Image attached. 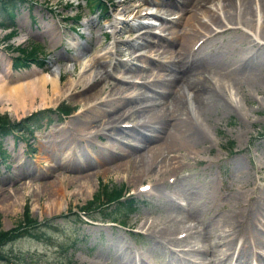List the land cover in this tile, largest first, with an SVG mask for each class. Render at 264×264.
Segmentation results:
<instances>
[{
	"label": "rangeland",
	"instance_id": "obj_1",
	"mask_svg": "<svg viewBox=\"0 0 264 264\" xmlns=\"http://www.w3.org/2000/svg\"><path fill=\"white\" fill-rule=\"evenodd\" d=\"M159 1L113 0L107 14L103 15L84 0H0V3L5 2L7 7L11 8V11H7L11 20L6 18L3 10H0V20L4 23L0 26V71L6 75V81L9 83L19 81L30 75L31 72L28 71L31 68H36L43 72L54 71L56 76L58 75L57 81L62 89L66 80L72 78L73 81H76L83 74L85 78L89 77V82L95 80L93 91L96 95L93 102L88 104L81 98V94L85 91L83 88L86 83L88 84L86 82L77 85L74 94L64 93L55 102L33 105V107L22 111V114L20 112L15 114L0 104V112H4L10 121H18L19 117L30 111L50 109L60 101L72 107L71 112L62 119L53 112L49 115L50 122L48 124L41 120L38 129L31 135H26V142L18 136L19 131L16 130L11 129L0 135V150H2V160H0V229L13 228L24 209L29 211L30 216L38 220L48 219L45 225H41L42 227L48 225L42 233L45 239H37L24 233L2 244L0 246V264H120L126 258L125 254L133 256L135 261L140 258L147 264H164L165 255L161 250L154 248L153 242L156 240L151 238L152 232L145 225L140 226L142 220L147 219V223L151 222L154 223L152 226H156L157 219L163 215L169 213L171 216L172 213H175L174 215L182 217L181 212H183L187 215L184 217L187 223H193L197 227L199 221L201 226L198 227L202 229L203 222L205 223L211 214L232 206V203L230 206L228 202L220 201L224 200L229 193L236 194V198L243 200L248 198L252 204H260L261 198L264 197V55L258 60L247 61L253 70L250 76L252 79L257 77L258 84L251 85L250 83L249 85L243 82L231 84L228 78L224 77L226 75L219 74L218 78L225 79H223L225 84L223 80L221 81L227 87L225 88L226 93L230 98L225 97L223 100L227 104L224 109L220 105L215 110L210 108L207 116L200 114L201 118L202 116L205 118L203 119L206 125L204 122L203 125L201 121L200 124L208 130L205 129L206 135L202 136L203 144L194 149L195 152L186 149L172 152L167 148H162L160 151L162 145L156 146V143L161 141L159 137L139 144L143 134L147 136L152 133L151 130H144L140 125L123 128L129 129L130 132L122 130L121 128L125 127L120 126L122 121H129L135 125V122H140L142 119L143 115L131 112L140 104L139 101L136 103L132 100L125 102L116 110L115 114L124 109L123 116L121 115L116 121L119 128H113L112 132H107V129L110 130V126L105 124V128H102L99 120L95 121V119L93 122L91 121L88 128H85L86 130L71 132V142L67 145L63 146L59 142L58 128L66 125L71 126L74 117L82 113L87 106L95 104L94 102L104 103L109 101L108 98L112 96L115 98L126 94L133 95L142 90V92L151 90V86H141V83L152 82L156 79V77L154 78L156 69L152 66L160 62L157 57L163 59L166 56L162 55H167V52L164 54V52L153 50V47H156L155 40L159 39V36L164 38L163 36L167 35V29L160 30V28L163 23L170 22V18L176 15L172 14L170 9L166 10L168 4L164 0ZM146 4H152L156 13L161 16L157 19L149 16L133 19L135 10L144 9ZM222 4L221 0H211L210 3L206 2L204 5L198 4L195 11L199 10V15L198 12H195L193 18L188 17L189 21L197 17L207 21V15L201 10L203 8H210L209 10L214 12L220 10L217 13L223 14L221 8L224 4ZM256 10L258 16L255 13L252 21L254 26H257L255 28H258L264 22V15H259L258 9ZM165 11L170 13L164 16ZM74 12H79V20L75 19ZM188 12L189 10L185 11L183 16ZM239 14L236 15L237 18L242 13ZM118 16L126 21L123 24L117 23L115 26V18ZM259 17H262L263 20H261L262 18L258 20ZM185 18L181 17L178 22H173V26L179 27ZM255 18L259 22H263L259 23L254 20ZM137 20H150L155 24H146L144 30L147 29L149 33L139 37L141 33L134 30L140 26L132 24ZM8 21L14 30L9 36L6 35V32L10 27H3L8 24ZM237 26L242 29L234 30L233 28ZM254 26L248 27L233 22L215 27L214 30L223 29V31L209 36L205 41L199 43L198 47L194 46L196 43L194 41L192 51L195 53L191 52L186 64L191 70H194L196 62L198 63L201 57L208 55L212 50L218 59L216 68L211 65L212 70L218 68L223 69L221 71L227 70L225 74L229 73L228 71L232 73L233 65L227 62L236 57L242 49L241 45L244 44V42H236L232 39L235 38L239 30H246L251 35L255 28H248ZM225 27H229V30H224ZM263 27L264 25L260 28ZM18 37L22 39L18 40L20 39ZM112 41L116 42V46H113ZM134 41H138L139 44H133ZM28 48L30 54L35 55L36 58H42V61L29 60L25 66L13 65V56H17ZM109 48L115 52L114 56H108L105 52ZM245 51L246 49L244 53ZM97 55L101 56L94 63L93 59ZM179 58V61L184 60L182 55ZM84 61L87 64L85 63L86 65L82 67ZM89 61L93 63L89 64ZM112 63L114 64L112 65ZM201 68L207 69L205 66ZM138 72L142 75L136 78L135 76H139ZM212 73L210 74L214 78L215 75ZM125 79H135L137 84H130L131 80L128 82ZM228 83L232 86L228 87ZM46 88L49 94V84H46ZM182 89L181 92L184 90L183 93L186 97L187 94L191 95L185 88ZM183 104L186 111L194 114L197 111V105H194L197 102L193 99L186 98ZM101 106L106 105L101 104ZM24 133L26 134V132ZM119 136L120 138H118ZM151 144H155L154 147L147 150L148 145ZM126 151L129 152L125 155L122 154ZM106 153L110 158H107V161L100 159L105 157ZM143 153L145 156L139 158ZM102 154L103 157H101ZM171 154H173L172 157H170ZM111 155L114 156V159L111 158ZM166 155H168L167 158H165ZM151 156L155 157L159 163L151 162ZM167 159L168 162L165 163ZM136 161L143 165L134 170L132 167ZM180 163L182 164L178 165ZM163 167L174 169L176 176L167 175L165 182H157L158 185H155L154 190L152 187L146 190L139 189V183L151 182L150 177L154 178L158 169ZM208 180L210 181L208 183L213 184L212 195L209 194V199H207L209 203L204 202L206 204L201 206L202 197L200 194L205 192L203 191L204 185ZM48 181L62 185L61 194L63 193L64 196L61 205L56 199L53 200L55 203L48 204V191L42 186V183ZM98 184H104L107 187L124 185L127 192H133L138 204L133 213L126 215L124 221L127 226H133L134 229L143 232L141 237H131L127 227H118L104 221H82L76 218L75 213H70V215L65 213L68 209L72 210L75 206L84 204L85 201L92 198ZM178 192L184 197H179ZM218 193L223 194L224 198L220 199ZM8 195H13L14 198H7ZM183 198L188 201L187 208L180 206V203H184ZM243 200L234 202L232 207L244 204L246 199ZM199 208H202V213H198ZM190 219L191 221H189ZM41 226L36 227V230L41 229ZM196 232L192 231L189 234L191 235L190 242H203L198 236L192 235ZM69 244H73L75 248H67ZM168 245L172 248L181 246ZM245 248L250 249L251 255V248L249 246ZM247 258L251 260L252 257L248 256ZM136 263L138 261L132 264Z\"/></svg>",
	"mask_w": 264,
	"mask_h": 264
},
{
	"label": "bare ground",
	"instance_id": "obj_2",
	"mask_svg": "<svg viewBox=\"0 0 264 264\" xmlns=\"http://www.w3.org/2000/svg\"><path fill=\"white\" fill-rule=\"evenodd\" d=\"M151 1L157 2V0H151ZM210 1L211 0H164V2L168 4L166 10L168 11L170 9L171 10L170 12L176 15H174L172 18H170L169 16L170 22L163 23L162 24L163 26L161 25L162 28H160V30L167 29L166 34L168 36L165 34L166 36H163L164 38H161L159 36V39L155 40L156 47L154 46L153 50L155 49L158 50L159 52H164V54L167 52V55H162V56H166L167 58L165 57L163 59H160V57L159 58L157 57V60L160 62H157L154 66H152L153 68L156 69L154 71L155 73L154 78L156 77V79L153 78L154 80H152V82L141 83L142 84L141 86H146V87L151 86V90L149 91L145 90L144 92H142L143 91L142 90L141 92L135 93L133 95L126 94L121 97H115V98H113L112 96L108 98L109 101H105L104 103H100L101 101H99L98 102L99 104L94 102L95 104L87 106L84 109L85 111L83 110L82 113H79L74 117V119L72 120L73 124L71 126L66 125L58 128L57 136L59 138L60 144L63 146H65V144L67 145L69 142H71V138H72L71 132H73L74 130L75 132H82L83 130H86L85 128H88V126L91 124V121L93 122L95 119H96L95 121L99 120L102 128H105V124H108V126H110V130L107 129V132H112L111 129L118 127L115 123L116 121H118L117 119L121 117L122 112L124 111V109H122L121 112L115 114L116 110L118 109V107L123 106L125 102L132 100V101H136V103L138 101L140 102V104L138 105L136 104L137 106L131 110V112H134L135 114H140L144 116V117L142 116V119L139 123L140 127L144 128V130L148 129L152 131V133L147 136L143 134V138L141 139L139 144H144L151 139L155 140L156 138L159 137L161 141L156 143V146L159 147L160 145H162L160 146L161 147L160 151L162 150V148H167L169 151L172 152L181 149H186L187 151H194V149L202 145L203 144L202 136L206 135L205 129L207 128H203L201 126L200 121L202 124L204 122L205 125L206 122L204 121L205 118L203 116L201 118L200 114L202 113L204 116H207V112L210 108L215 110L220 105L221 107H223L222 109H224V107H227V104L223 100L225 99V97H227L228 99L230 98L227 96L226 93L225 88L227 87L224 86L225 79L223 77L218 78L219 74L226 75L224 77L228 78L231 84L232 83L235 84L236 82H238L237 84L243 82L249 85L250 83L251 85L253 83H257L256 81L257 77L255 79L253 76V78L255 79L254 80L250 76V73L253 72V70L250 67V65H248L247 61L258 60L262 55H264L263 52L264 27L260 28L264 25V22L260 21L263 22L262 25L259 24L261 26L255 28L257 26H254V23L252 21V18L257 11L256 9H258L259 15L261 14L264 15V0H238L237 2L236 0H221L223 1L224 4V6L221 8L223 9L222 10L223 14L220 13L219 15L217 13L220 10L214 12L213 10H209L210 8L209 9L203 8L201 10H203L202 13H205L207 15L208 18L207 21L204 19L201 20L198 17L194 19L195 20L194 23H193L194 20H191L192 22L189 21L188 17L193 18L195 12L196 13L198 12L199 15V10L195 11V9L198 8L197 7L198 4L202 3L204 5L206 2L210 3ZM187 10H189V12L187 13V15L183 16L184 12ZM138 12L139 10L136 9L132 17L135 18L136 16L138 17L139 16ZM170 12L165 11L164 16L168 15V13ZM239 13L242 14L239 18H237L236 15L237 14L240 15ZM149 14L150 13H147V15ZM153 16L156 15L154 14ZM181 17L183 18L186 17L182 22V25H180L179 27H174L173 22L174 23L178 22V20ZM260 18L262 17H259L258 20H260ZM254 20L259 22L258 20H256V18ZM261 20H263V18ZM115 21H116L115 22V26H116L117 23L123 24L126 20H124L121 16H118L115 18ZM233 22L235 23L237 22L238 24L239 23L244 24V26H248V27L254 26L253 28H248V29L255 28V31L252 32L250 35L249 32L246 30H239V32L236 35L237 37L236 36L235 38H233L234 36L232 37L233 38L232 40L236 42H244V44L241 45L242 47L241 51H239L236 57H234L229 62H227L233 65L232 73L228 71L229 73L225 74L227 70L221 71L223 69H218V68L217 70H212L213 67H211V65H213L214 68H216L215 66L218 60L216 57L217 55L214 56L215 53L212 50L209 52L208 55H204L203 57H201V60L198 63L196 62V67L194 68V70H191L189 65L186 64V61L189 59L188 57L191 54V52H193L191 50V46L193 45L194 41L202 36H204V39L202 41H205V39L210 35V33L214 29H216L217 27H221V25H227ZM228 28L229 27H225L224 30ZM233 29L234 30L242 29V27L237 26ZM146 33L149 32H144L140 34L139 37H142L143 34ZM21 39L22 38L18 40ZM112 42H113V46L114 45L116 46V42L115 41ZM133 44H139V42L134 41ZM245 49L246 51L244 53ZM105 52L107 53L108 56H112V55L114 56L115 53L112 50H110V48ZM181 55L182 57H184L183 61H179L180 60L179 56ZM100 56L101 55H97L94 57L95 59L92 58L94 60V63L95 61L97 62V59ZM86 61L82 63V67H84L87 64ZM90 61L89 64L93 63ZM223 65L225 66V64ZM204 66L207 67V69L201 68ZM208 71L210 73L213 72L212 74H214L215 77L213 78L212 77L213 75H211ZM28 72H31L30 75L24 77L23 79H20L19 81L9 83V81H6L5 79L6 75L0 71V104L2 105V107L5 106L6 109L10 110L15 114L19 112L21 113L22 111H25L28 108L33 107V105L35 106L42 105L46 102L53 103L64 93L74 94V92H76L75 90L76 86L82 85L86 82H88V84L87 83L85 84L83 88V91L84 90L85 91L81 94V98L85 100L86 104L90 103L92 100L96 98V95H94L95 91H93L95 80L93 79L89 82V77L87 76L85 78L83 74H81L76 81H73L72 78L66 80L64 82L65 86L62 87L61 89L60 88L61 85H59L57 81L58 75L56 76L54 71L43 72L40 71L39 69L31 68ZM138 74L139 76L142 75L139 72ZM145 74L147 75V73ZM209 76L211 77L209 78ZM221 80L224 81V84L223 81ZM133 83L136 82L131 80L130 84ZM46 84H49V94L47 93ZM231 84L228 83V87ZM181 88L183 89L185 88L187 91H189L191 93L192 99L197 102V104H194L197 105V108L195 106L197 110L195 114H192L190 111H186L185 108L183 107L184 106L183 102L186 101L187 97L186 95H184L183 92L185 91L183 89H182L183 92H181ZM78 92H82V91H78ZM101 104L106 106H101ZM90 111L91 113H89ZM122 130H124L125 132H130L129 129H122ZM133 135L135 134L133 133ZM154 145L155 144L148 145L147 150H151L154 147ZM128 152L129 151H126L122 154L125 155ZM144 154L145 153L140 154L139 158L144 157L145 156ZM172 156L173 154L170 155V157ZM101 157H103V154ZM167 157L168 155H166L165 158ZM107 158H110L108 153H106L105 157L100 159L107 161ZM111 158L114 159V156L111 155ZM156 161L157 160L155 159V157L151 156V162H156ZM157 162L159 163V161ZM167 162L168 159L165 160V163ZM181 164L182 163L178 165ZM142 165L143 163H139L138 161H136L132 168L135 170V168L136 169L140 168ZM240 165L242 164L240 163ZM173 170L174 169L166 168V167L158 169L154 178L150 177L151 179L150 187H152V189L154 190L155 185H158L156 183L159 181L165 182L167 175L176 176L175 174L176 172ZM208 182L210 181L208 180L204 185L203 191L205 192L200 194V197H202L200 203L201 206L202 204H206L204 202L209 203V200L207 199H209V194L212 195L211 191L213 184L211 185ZM42 186L45 187L46 190L48 191L47 195L49 199L48 202L49 205L51 202H53L54 199H56V201L58 200V203L60 205L63 203L62 197L64 196V194L63 193L61 194L62 185H60V183L56 185L54 181H48L46 183H42ZM175 187L177 186L175 185ZM178 194L180 195L179 192ZM218 196L220 199L224 198L223 194H219ZM236 196H237L236 194L229 193L224 198V200H220V201L225 203L228 202L229 205L232 203L231 205L233 206L234 202H242L243 200L240 198H236ZM8 197L14 198L13 195L12 196L8 195L7 198ZM179 197H184V196L182 194ZM245 199L246 201H244ZM245 199L243 200L245 203L244 204L240 203L242 204V205L239 204L240 206L232 207L230 205L231 207H227L226 209L220 210L215 214H211L205 223L202 221L203 222L202 229L198 227L201 226V223L198 221V219H197L198 221L197 227H195V224L193 223L192 224L187 223L184 219V217H186L187 215L183 212H181L182 217H180L179 215L178 216L174 215L175 213H172L171 216L169 215V213L167 215L166 214L163 215V217L157 219L156 226H152V224L154 223L151 222L147 223V219H144L140 222V226L145 225L146 228H148L152 232L151 238L156 240V242H153L154 248H157V250H161V252H163V254L165 255V259L163 260L164 264H264V197L261 198L262 200H260V204H252V202H250L248 198ZM187 204L188 201L184 200V203L182 204L180 203V206H186L187 208ZM201 209L202 208H199L198 213H202ZM198 213L197 215H199ZM189 221H191V219ZM180 231H184L185 235L182 237H178L177 233ZM192 231L193 232L197 231L192 235L198 236L203 242L199 243L197 241L198 244H195L197 243L195 241H194L195 243L190 242L189 238L191 237V235L189 234ZM147 232L149 231L147 230ZM238 240L240 241L237 242ZM168 244H175L181 246H179L178 248H172ZM247 246L251 248L252 251L251 255L249 251L250 249L245 248ZM125 256H126V258H124L125 261L123 259V261L120 264H132L137 261L138 263L136 264H147L146 262H144V260L140 258H137V261L133 260L134 257L131 256L130 254L127 255L125 254ZM248 256H250V258L252 257L251 260L250 259L248 260L247 258Z\"/></svg>",
	"mask_w": 264,
	"mask_h": 264
},
{
	"label": "trees",
	"instance_id": "obj_3",
	"mask_svg": "<svg viewBox=\"0 0 264 264\" xmlns=\"http://www.w3.org/2000/svg\"><path fill=\"white\" fill-rule=\"evenodd\" d=\"M91 1V5L94 6L95 8H98L100 11L105 10V6L103 5V0H88ZM22 54H29L30 52L22 51ZM18 57L14 58L13 65L19 64V60H17ZM71 109L70 106H68L65 102L61 101L56 105L54 108L50 109H41L38 110L34 113H32L30 116L22 119L20 122L19 121H10L8 120L7 115L4 112H0V135L5 134L9 130H16L19 131L20 133L23 132H28L31 133L33 129H36L40 121L44 119H50L51 113H55L56 115H64L67 112H69ZM121 185H114L111 187H107L105 185L102 186L100 189V192H94L92 198L88 199L85 201V203L82 206H79V208L83 210H90L95 209L97 207H100L101 203L103 202H108L112 199H115L118 195L121 194ZM115 203L113 204V207L111 208L112 213L118 212L120 209H123L121 206L124 207H133V200L131 199H126L125 201L121 202L119 201H114ZM65 213H75L74 211L68 209ZM77 218V216H76ZM39 221L33 217L30 216V213L28 210L24 209L20 215V218H18V221H16L15 225L13 228L7 229V230H2L0 229V245L4 243L5 241L11 240L17 236H19V227L21 230L26 233V235L31 236V237H37L39 234H42L43 229L36 230V227H40ZM39 237V236H38ZM1 256V254H0Z\"/></svg>",
	"mask_w": 264,
	"mask_h": 264
}]
</instances>
